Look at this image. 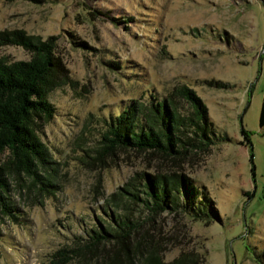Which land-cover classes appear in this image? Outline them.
Masks as SVG:
<instances>
[{
	"label": "rangeland",
	"instance_id": "rangeland-1",
	"mask_svg": "<svg viewBox=\"0 0 264 264\" xmlns=\"http://www.w3.org/2000/svg\"><path fill=\"white\" fill-rule=\"evenodd\" d=\"M4 29L54 37L66 72L48 94L54 116L37 132L52 156L43 172L52 185L9 178L16 210L15 217L0 214V264H142L153 247L164 263L187 251L205 256L204 264H259L246 248L264 251V0H0ZM0 56L31 54L2 45ZM181 85L208 108L218 138L206 150L163 157L101 148L104 117L131 100H172L189 115L191 105L176 94ZM143 171L189 175L221 220L106 203ZM117 215L134 223L131 235L90 245L99 225L117 229Z\"/></svg>",
	"mask_w": 264,
	"mask_h": 264
},
{
	"label": "trees",
	"instance_id": "trees-1",
	"mask_svg": "<svg viewBox=\"0 0 264 264\" xmlns=\"http://www.w3.org/2000/svg\"><path fill=\"white\" fill-rule=\"evenodd\" d=\"M41 1V0H29ZM54 37L42 40L25 33L22 29L0 31V46L18 45L31 54L27 60L7 61L0 56V214L15 217L16 207L8 195L9 178L17 181L23 175L34 186L50 187L44 181L51 167L52 156L47 145L37 133L40 126L54 116V107L48 94L60 86L65 68L62 59L54 52ZM84 45L83 42L79 43ZM176 94L185 99L192 107L189 115H180L172 100L150 98L149 103L131 100L117 114L104 117V130L100 134L104 151L116 147L160 153L163 157L171 154L182 155L190 150H206L218 138L207 114V106L191 86L181 85ZM259 127L264 132V95L259 110ZM188 132H191L189 134ZM248 139V133L242 129ZM216 137V138H215ZM215 138V139H214ZM5 155V160L1 155ZM142 186V188H140ZM42 190L41 186L39 187ZM142 194V195H141ZM107 204L126 209L129 205L141 202L150 213H181L190 220L211 223L221 220L220 214L210 194L202 186L184 173L169 174L146 172L136 173L122 187L111 192ZM115 227L99 229L88 235L90 245L115 235L121 242L135 230L128 216L117 215ZM116 220V218H115ZM110 231V232H109ZM138 248V246H137ZM251 251L253 258L264 264V251ZM153 247L141 259L142 264H204L205 256L182 251L171 263L161 262ZM65 249L57 251L64 256Z\"/></svg>",
	"mask_w": 264,
	"mask_h": 264
}]
</instances>
